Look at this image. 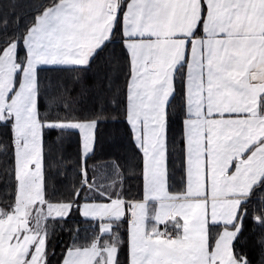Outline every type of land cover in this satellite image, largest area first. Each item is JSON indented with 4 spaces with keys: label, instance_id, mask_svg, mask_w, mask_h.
I'll return each instance as SVG.
<instances>
[{
    "label": "snow or ice",
    "instance_id": "snow-or-ice-1",
    "mask_svg": "<svg viewBox=\"0 0 264 264\" xmlns=\"http://www.w3.org/2000/svg\"><path fill=\"white\" fill-rule=\"evenodd\" d=\"M0 264H264V0H0Z\"/></svg>",
    "mask_w": 264,
    "mask_h": 264
},
{
    "label": "trees",
    "instance_id": "trees-1",
    "mask_svg": "<svg viewBox=\"0 0 264 264\" xmlns=\"http://www.w3.org/2000/svg\"><path fill=\"white\" fill-rule=\"evenodd\" d=\"M69 151H71V149H69Z\"/></svg>",
    "mask_w": 264,
    "mask_h": 264
}]
</instances>
